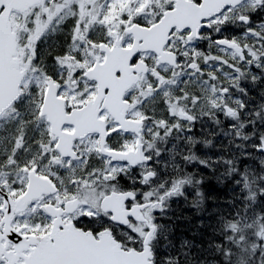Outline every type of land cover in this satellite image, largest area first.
Returning <instances> with one entry per match:
<instances>
[{
    "label": "flooded vegetation",
    "instance_id": "1",
    "mask_svg": "<svg viewBox=\"0 0 264 264\" xmlns=\"http://www.w3.org/2000/svg\"><path fill=\"white\" fill-rule=\"evenodd\" d=\"M228 2L230 0H203L201 4L197 5L194 0H43L44 5L49 9L47 16L44 15L43 8L29 7L26 9L27 24L23 17L15 21L9 19L11 32L15 37V51L12 59L17 62L19 71L22 73L19 84V101L22 99L23 102L18 101L14 106L12 102L7 109L0 113V186L8 187L13 177L18 179L22 174L18 165L11 168L4 167L8 163L7 160H4L6 155L11 157L15 153V159L20 164L24 163L26 158L40 161L36 145L43 143L47 148L49 139L47 118L55 119L58 124L69 120L77 128L75 137H67L59 130V127L52 130V135L61 137L62 152H70L74 145L79 146L77 155L80 156V159H73L71 165L65 161L63 167L67 168V171H62L60 168L53 169L54 172H59V177L56 179L61 187L74 176L86 177L93 166L102 167L94 155L101 146V142L94 138V130L102 129L104 123H109L111 126L112 121L119 120L122 128L132 131H122L111 137L109 142L112 145H118L121 141L128 143L129 149L125 156L129 161L140 160L145 154L152 156L150 166L155 171L156 178L151 181V188L156 192L157 199L161 194H168L164 196L162 209L180 207L184 205L185 199L194 201L197 197L193 181L199 179L200 176L196 170V160L185 161L183 156L190 157L195 154L200 160V153H196V145L200 147L199 150L202 151V154H206L209 151L207 148L213 144L215 150L221 151L216 156H228L227 153L233 155V153L242 151V144H237L235 148L237 152H233L231 146L234 131L231 127L236 125V119L232 120L226 117L221 111H215L213 114V110L210 108L213 81L205 83V78L200 73H192L191 69H187L186 66L173 67V51L175 50L176 58L183 59V56L180 55L182 52L186 49L190 52L192 47H196L203 49L205 54L228 61V63H236L239 57L234 49L217 45L213 41L218 38L231 40L236 37L240 44L251 47L259 37L248 33L247 28H254L260 33L261 28H264V7H259L252 12V0H231L235 6L231 11L226 10L222 14L227 18V23L221 26L219 21L216 22V26L221 27V30L219 33L212 34L211 41L207 39L195 40L193 44H188L186 41L191 38V34L181 35L173 31L170 36L168 30L172 27L176 29L185 26L198 27L202 17L212 16ZM212 5V11L204 9V6ZM121 13H127V17L133 21V23H128L123 30L120 23ZM245 13L250 15L247 25L238 19ZM165 17L168 19L166 24L162 22ZM77 22L80 23V26L74 29L73 25ZM161 22L162 24H160ZM139 25H144V27ZM106 27L109 30L108 34L113 37L114 47L105 45L104 52L107 53V59H104V53L99 51V41L105 37ZM73 34L76 39L74 43L68 44L69 37ZM36 36H39V42L35 44L36 61L33 63L31 48L35 43ZM131 37L137 41L143 40V44L137 43L136 48L142 49L144 56L148 58L147 62L141 60L134 67L128 63L130 53L120 47L121 39ZM81 40L84 41L83 44L80 43ZM92 41H96V44L88 47ZM165 41H169V44H165ZM66 44L70 52L79 47L81 51L76 55L84 57L83 64L76 63L71 56L63 58V63L68 65L65 83L68 89L74 90L71 95L67 91L64 95L73 105L74 110L71 115H68L65 112V101L55 100L52 94L48 93L52 100L50 104L44 106L46 112L45 117L42 118L36 113V107H33V104L40 106L45 96L43 91L44 64L41 61L43 59L46 62L47 71L50 74L56 72L58 69L52 63L50 56L62 52ZM169 45L171 46L169 47ZM209 64L211 71L215 72L218 61L213 59L209 61ZM241 65L244 63H239V67ZM76 67L94 69L87 73L89 79L94 83L91 85L82 84L77 87L76 79H80V77L76 79L72 77V71ZM220 67L221 72L216 73L219 77V80L215 82L216 86H220V82H225L227 76H230L232 72L227 64H221ZM117 71L120 73L119 76L116 75ZM157 71L165 77L173 72L176 75L171 80L163 82V87L154 92L155 81L150 73L154 74ZM224 73L228 75L225 76ZM35 76L41 77L40 93H37L35 87H32L31 99L27 95L22 96L21 93L26 87L24 81H30L34 85ZM48 84L51 85V82L49 81ZM90 87L94 88L95 95L89 94L82 100V94L87 93ZM103 88L109 89L106 96L102 93ZM181 88L189 94L192 91L197 92L202 100L199 106L175 105V98L180 95ZM125 99L129 102L125 103ZM165 101L168 102L167 111L163 110ZM98 107H103L106 110L107 121L97 120L96 110ZM185 107L190 108L192 114L196 116L191 132L186 130L187 126L181 124L179 130H173L167 136H163L161 133L162 138H160L154 135L156 128L152 119H142L144 115L157 119L163 116L167 119L168 112H173L175 118L184 112ZM237 110V121H242L243 114L241 112L244 113V110ZM205 112L209 114L205 115ZM125 116L130 119H126ZM22 119L25 120L24 124L19 123ZM149 128L152 129L151 133L147 131ZM6 131L16 133L14 143L7 137L12 133H5ZM19 133H21L20 138ZM82 133H87V135H82ZM133 134L136 135L135 139ZM190 136L195 140V143L189 140ZM237 138L241 142L240 134L237 135ZM140 145L143 146V152L140 150ZM229 148L231 151H228ZM89 154H93L91 159H87ZM260 154L264 155V152H260ZM54 159L59 161L60 157L56 156ZM203 159L206 160V156ZM214 159H207L206 162L210 164ZM113 163L122 164L123 161L113 160ZM170 167L173 168L172 175H175L177 180L175 183L181 182L182 191L179 192L182 193L181 197L175 196L171 191L172 188L168 190L170 185H164L163 171ZM136 171L138 170L130 172L128 178L135 180ZM47 172L48 167L45 166L42 169V174H47ZM27 180L31 184L29 190L33 194H38L40 190L50 187L47 181L40 179L35 173L28 174ZM122 184L123 181L118 182L117 189L122 188ZM85 186L92 187L91 184ZM96 190L99 191V189ZM116 194H120V192L117 191ZM25 206L30 208L31 204L25 205L19 198V194L12 199V207L15 211H21ZM160 214L161 211H157L154 217L155 230L150 240L152 256L148 258L150 264H170L172 260L166 255L170 252L169 250L154 247V238L161 230L158 225L160 223L157 221ZM37 218L39 217L26 215L19 217L21 221L31 220L33 223ZM28 240L46 242L47 237L43 233L37 232L35 235L29 236ZM139 255L136 254V256ZM174 259L178 260V258Z\"/></svg>",
    "mask_w": 264,
    "mask_h": 264
},
{
    "label": "snow or ice",
    "instance_id": "2",
    "mask_svg": "<svg viewBox=\"0 0 264 264\" xmlns=\"http://www.w3.org/2000/svg\"><path fill=\"white\" fill-rule=\"evenodd\" d=\"M194 2L199 5L203 0H194ZM252 5V12H254L257 8L264 7V0H252ZM234 6L230 0L212 16L202 17L198 27L185 26L179 29L172 27L168 30L169 35L171 36L173 31L181 35L189 33L191 38L186 41L188 44H193L195 40L203 41L207 39L211 41L212 34L219 33L221 30V27L216 26V22L219 21L221 26L226 24L227 18L223 17L222 14L226 10L231 11ZM31 7L33 9L43 8L45 16L49 12L43 0H37V3L31 5ZM27 15V10L20 12L12 5L11 0H0V22L8 19L15 21L23 17L27 24ZM238 19L247 25L250 15L245 13L240 15ZM120 23L123 30L128 23H133V21L127 17V13H121ZM79 26L80 23L77 22L73 25V28L75 29ZM139 26L144 27V25ZM105 32V37L99 41V51L104 53V59H107V53L104 52L105 45L114 47V41L113 37L108 34L109 30L107 27ZM247 32L259 37L260 40H264V36L254 28H247ZM25 34H28L27 31ZM75 39L76 37L73 34L69 37L68 44L74 43ZM38 42L39 36H36L35 43H33L31 48V60L33 63L36 61L35 44ZM213 42L217 45L231 46L239 57L238 61L236 63H228V61L205 54L203 49L192 47L190 52L186 49L180 54L183 59L176 58L174 50L172 64L175 68L186 66L187 69H191L192 73H200L205 78V83L213 81V95L210 104L213 114L215 111H221L226 117L235 120L238 117V110L233 105H238L240 111L245 108V104L239 99L232 100L231 103L228 102L232 88L242 92L245 91L240 88V79L244 72L240 69L239 63L246 64L250 70L255 62L254 66L264 72V64L258 62L260 57L264 56V53L257 54L255 48L240 44L236 37L231 40L218 38ZM80 43L83 44L84 41L81 40ZM137 43L143 44V40L137 41L134 37H131L120 41V47L130 53L128 63L133 67L140 63L141 60L147 62L148 59L144 56L142 49L136 48ZM95 44L96 41H92L88 47H92ZM165 44H169V41H165ZM79 51L81 49L77 47L70 52L66 44L62 52L57 55H51L50 59L58 69L51 74L47 71V64L42 59L41 62L44 64L43 91L45 96L40 106L33 104V107H36V113L42 118L45 117L42 108L44 104H47V93H51L55 100L65 101V112L68 115L73 112V105L68 102L64 95L66 91L71 95L74 90L68 89L65 83L68 65L63 63V58L71 56L76 63L83 64L84 57L76 55ZM213 59L218 61L215 72L211 71V65L209 64V61ZM221 64H227L232 69V78L227 83L220 82V87L217 88L215 82L219 80V77L216 73L221 72ZM90 70L94 69L76 67L72 71L73 79L80 77V79H76L77 87L82 84L91 85L94 83L87 75ZM150 74L153 75V80L155 81L154 92L163 87V82L171 80L176 75L173 72L168 77H165L158 71ZM116 75H120L119 71H117ZM224 75L227 76L228 74L224 73ZM259 78L256 75L251 77L253 82H256ZM49 81L51 85L48 84ZM24 84L29 88V91L22 92L21 95H27L29 99L32 96V87H35L37 93L41 91L40 76H35L34 85L30 81H24ZM108 92L109 89H102L103 95L106 96ZM89 94L95 95L94 88L90 87L87 93L82 94L81 99L83 100ZM19 99L20 97L18 96L17 100L13 101V106ZM128 102L125 99V103ZM201 102V96L197 92L192 91L189 94L185 89L181 88L180 95L175 98L174 104H191L193 107H197ZM163 110H168L167 101L164 103ZM204 114L207 115L209 113L205 112ZM256 115H259V112ZM96 118L101 122L108 120V115L103 107L97 108ZM125 118L130 119L127 116ZM142 119H152V123L156 128L154 135L162 138L161 133L163 136L170 135L173 130H179L181 124L187 126L186 130L191 132L196 116L192 114L190 108L185 107L184 112L175 118L173 112H168L167 119L163 116L157 119L148 115H144ZM47 123L49 135L47 148H45L43 143L36 145L40 161H36L34 158H26L25 162L20 164L15 159V153L11 157L7 155L4 157V160L8 161L4 167L11 168L14 165H18L19 169L22 170V174L18 179L13 177L8 187L0 186V264H128L124 257L136 254L145 257L142 264H149L148 258L152 256L150 240L155 226V213L162 210L164 196L168 195L167 193L161 194L159 199H157L156 192L151 188V181L156 178V173L150 166L152 156L145 154L142 159L132 161L125 158L122 164H114L113 160L125 156L129 149V144L121 141L118 145H112L109 142L110 138L122 131L131 132L132 130L122 128L119 120L112 121L111 126H109V123H104L102 129L97 128L94 130L95 140L101 142L98 152L94 155L102 167L93 166L86 177L74 176L66 185L61 187L56 179L59 177V172H54L53 169L60 168L62 171H67V168L63 167L65 161L68 165H71L73 159H80V156L77 155L79 146L74 145L70 152H62L61 137L52 135V130L59 127V130L67 137H75L77 128L69 120L58 124L55 119L49 117L47 118ZM68 125L71 126L69 127ZM147 131L151 133L152 129L149 128ZM82 135H87V133H82ZM133 138H136L135 134H133ZM189 140L195 143L191 136ZM255 147L264 150V136H260L259 143ZM140 150L144 151L142 145H140ZM157 155H159L158 152ZM56 156L60 157L59 161H55L54 158ZM92 156L93 154H89L87 159H91ZM183 159L185 161H194L198 157L192 154L190 157L187 155L183 156ZM199 162L208 166L204 159H200ZM45 166L48 167V172L47 174H42V169ZM133 170H138L136 171L135 180L128 178V174ZM31 173H35L40 179L47 181L50 187L40 190L38 194H33L29 190L31 184L27 180L28 174ZM121 181H123V187L117 189L116 185ZM86 184H91L92 187H86ZM96 189H99V191ZM117 191L120 192L122 197V207L125 213L119 218L114 208L102 207L105 200L115 195ZM157 191L160 190L157 189ZM171 191L173 194L179 193L182 188L179 183H176ZM17 194H19V198L25 205L31 204V207L25 206L21 211H15L12 207V199L16 198ZM137 209L139 210L138 212L136 211ZM21 215L39 218L33 223L31 220L21 221L19 219ZM37 232L43 233L47 237L46 242L28 240L29 236H33ZM105 235L111 236L114 242L111 249L100 247Z\"/></svg>",
    "mask_w": 264,
    "mask_h": 264
},
{
    "label": "trees",
    "instance_id": "3",
    "mask_svg": "<svg viewBox=\"0 0 264 264\" xmlns=\"http://www.w3.org/2000/svg\"><path fill=\"white\" fill-rule=\"evenodd\" d=\"M260 34L264 36V28ZM251 47L257 54L264 53V40L258 38ZM258 62L264 64V56ZM254 64L250 70L246 64L240 66L244 72L240 88L245 91H239V96L245 108L241 112L243 120L236 119V125L231 127L233 152H237V144H242V151L233 154L237 159L215 156L221 151L208 147L216 158L208 166L199 159L195 162L200 176V180L193 181L197 198L192 202L185 199L180 207L163 208L157 217L162 229L154 238V247L170 251L166 254L172 259L170 264H264V155L255 147L264 136V72ZM252 75L260 78L253 82ZM199 148L196 145V153H200ZM250 165L261 182H244L241 174ZM172 170L170 167L163 171L164 185H170L168 190L177 181ZM174 195L181 197L182 193ZM249 244L256 247L246 252Z\"/></svg>",
    "mask_w": 264,
    "mask_h": 264
},
{
    "label": "water",
    "instance_id": "4",
    "mask_svg": "<svg viewBox=\"0 0 264 264\" xmlns=\"http://www.w3.org/2000/svg\"><path fill=\"white\" fill-rule=\"evenodd\" d=\"M11 3L19 11H24L31 7V5L37 3V0H11ZM204 9L212 11L213 5L210 7L204 6ZM167 21L168 19L165 17L162 22L166 24ZM162 22L160 24H162ZM227 47L232 48L231 46ZM14 51L15 37L11 33V26L9 20H5L4 22H0V113L3 110L7 109V107H9V105L18 97V87L21 82L22 73L19 72L17 62L12 59V57L14 56ZM46 95L47 104H50L52 99H50L48 93ZM47 104L43 105L42 110L44 113L46 112L44 106ZM258 151L264 152V150L261 149H258ZM125 158L127 157H118V159L115 161L124 162ZM102 207L114 208L116 210L118 218L125 214L122 207V197L120 194H115L113 196L108 197ZM136 211L138 212L139 210L137 209ZM154 230L152 232V236ZM113 243L114 242L112 241L110 236H105L102 239L100 247L105 249H111L113 247ZM124 259L128 262V264H142L145 257H143L142 255H129L124 257Z\"/></svg>",
    "mask_w": 264,
    "mask_h": 264
},
{
    "label": "rangeland",
    "instance_id": "5",
    "mask_svg": "<svg viewBox=\"0 0 264 264\" xmlns=\"http://www.w3.org/2000/svg\"><path fill=\"white\" fill-rule=\"evenodd\" d=\"M230 79H231V77L227 76L225 83L229 82ZM34 81H35V79H34ZM216 87L219 88L220 86H216ZM212 90H213V89H212ZM24 92H27V87H25ZM239 94H240V93H239V90H238V89H236V88H232L231 91H230V94H229L230 98H229L228 102L231 103L232 100H236V99H239V100H240V96H239ZM233 107L236 108V109H239V108H238V105H233ZM19 123H20V124H24V123H25V120L22 119ZM15 131H16V130H15ZM5 133H12V135H8L7 137H9L10 140L12 141V143H14V138H15V136H16V133H15L14 131H6ZM18 136H19V138H20V137H21V133H19ZM213 146H214V144H213ZM213 146H211V147H213ZM203 148H204V147H203ZM208 153H211V154H208ZM233 154H234V153H233ZM227 155H228V156H231V157L233 158V160H236V159H237V156H235V155H231V154H229V153H227ZM199 156H200L201 159H203V157L206 156V159H211V160H212V159H214V157H215L216 155L214 156L213 153H212L211 151H207L206 154H202V151H201L200 154H199ZM262 157H264V156H262ZM259 158H260V156H259ZM262 159H263V158H262ZM261 163L263 164V161H262ZM250 166H252V167H249V168L247 167V168L242 172V174H241V175L244 177V182L246 181V179L251 180L252 182H256V183L261 182V179H259L260 176L257 175L256 170L253 168V165H250ZM256 175L258 176V178H257ZM261 177H262V176H261ZM239 183H243V182L240 180ZM239 186H240V185H239ZM160 228L162 229L161 225H160ZM263 237H264V236H263ZM255 247H256V246H253V245L249 244L248 247L245 249V251H246V252H249V248L254 249ZM258 247H260V245H259ZM258 249H260V248H258Z\"/></svg>",
    "mask_w": 264,
    "mask_h": 264
}]
</instances>
